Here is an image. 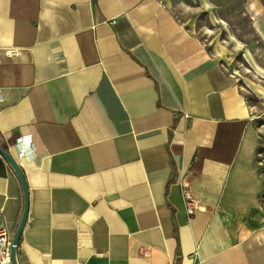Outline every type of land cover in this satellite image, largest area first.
Wrapping results in <instances>:
<instances>
[{"label": "crops", "instance_id": "0c3cea01", "mask_svg": "<svg viewBox=\"0 0 264 264\" xmlns=\"http://www.w3.org/2000/svg\"><path fill=\"white\" fill-rule=\"evenodd\" d=\"M167 1L0 0L19 264H264V67L229 69ZM23 206L0 154V226Z\"/></svg>", "mask_w": 264, "mask_h": 264}, {"label": "rangeland", "instance_id": "374dc122", "mask_svg": "<svg viewBox=\"0 0 264 264\" xmlns=\"http://www.w3.org/2000/svg\"><path fill=\"white\" fill-rule=\"evenodd\" d=\"M195 34L218 49L229 69L245 77L250 67H264V46L255 33L244 0H168Z\"/></svg>", "mask_w": 264, "mask_h": 264}, {"label": "built area", "instance_id": "2783aa9c", "mask_svg": "<svg viewBox=\"0 0 264 264\" xmlns=\"http://www.w3.org/2000/svg\"><path fill=\"white\" fill-rule=\"evenodd\" d=\"M7 53L9 55H15L17 51L8 50ZM0 100H2L1 97ZM13 144L16 147V157L19 159L22 157L31 156L35 151L33 140L30 134H21L16 136V138H14ZM184 199H185V206L187 212L191 213L193 209H198L197 206L191 203L188 196H185ZM12 236L13 234H11L10 230L6 226H0V264H12V259H11ZM171 264H178V260L176 258L173 259Z\"/></svg>", "mask_w": 264, "mask_h": 264}, {"label": "water", "instance_id": "95a60500", "mask_svg": "<svg viewBox=\"0 0 264 264\" xmlns=\"http://www.w3.org/2000/svg\"><path fill=\"white\" fill-rule=\"evenodd\" d=\"M0 154L3 156V158L11 165L13 168L20 184L23 190V197H24V206H23V212L20 218V221L13 233L12 240H11V259H12V264H19L18 258H17V249L19 245V240L21 237V233L23 230V226L25 224L27 214H28V192H27V185L25 183V179L23 176V173L18 166L17 162L15 159L5 150L0 146Z\"/></svg>", "mask_w": 264, "mask_h": 264}]
</instances>
